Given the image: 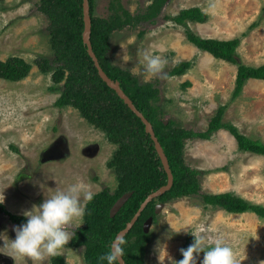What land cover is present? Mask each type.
Segmentation results:
<instances>
[{"label": "rangeland", "instance_id": "1", "mask_svg": "<svg viewBox=\"0 0 264 264\" xmlns=\"http://www.w3.org/2000/svg\"><path fill=\"white\" fill-rule=\"evenodd\" d=\"M38 1L3 0L0 4V60L14 56L31 65L20 80L0 78V203L9 213L21 216L57 189L78 184L95 194L104 188L112 193L116 186L115 175L106 165L116 145L74 107L55 106L60 93L49 89L54 84L53 71L43 73L35 63L41 56H54L49 22L37 10ZM149 3L93 0V15L109 19L117 12L124 18L127 12L136 16ZM190 7H199L207 16L203 24L189 22L192 31L202 37H238L240 61L264 64V0H169L154 22L114 30L108 41V60L134 74L140 83L157 87L151 100L163 111L160 118L166 123L171 120L175 127L204 131L217 108L226 105L223 122L264 143V80H246L241 92L233 96L237 65L196 48L186 40L183 27L167 19ZM145 50L168 61L163 73L144 71ZM183 60L192 62L187 72L168 75ZM63 63L59 60L53 69ZM186 81L190 84L182 86ZM184 159L191 168L204 172L198 176L200 192L230 191L264 205V156L238 150L228 130L215 131L209 140H185ZM86 201L82 195V207ZM18 225L0 211V264H50L51 256L34 260L12 251L9 240L15 239L13 228ZM83 225L79 217L65 226L70 240ZM147 233L143 264H175L181 260L180 249L188 235H203L206 246L223 241L232 248L237 264H264V219L250 211L233 214L206 206L199 195L165 202ZM83 251L84 246L65 245L56 254L67 264H85ZM203 257L204 253L194 254V264H201Z\"/></svg>", "mask_w": 264, "mask_h": 264}, {"label": "trees", "instance_id": "2", "mask_svg": "<svg viewBox=\"0 0 264 264\" xmlns=\"http://www.w3.org/2000/svg\"><path fill=\"white\" fill-rule=\"evenodd\" d=\"M89 1L91 15L90 41L92 50L104 72L114 81H118L122 90L132 100L135 107L151 123L155 136L158 138L173 175V184L160 196L152 199L143 209L138 219L121 239L123 259L127 264H143V256L149 241V233L143 230V223L152 216L156 219L155 205L165 203L183 196L199 195L206 206L220 208L228 213L238 214L253 212L264 219V205L254 204L245 198L230 192L202 193L198 176L204 173L197 168H191L184 159V143L188 139L209 140L219 129L228 130L237 142L240 151L264 156V143L242 134L234 124L223 122L222 116L226 105L217 108L216 113L209 119L204 131H193L183 127H175L171 120L164 124L160 116L161 109L153 104L152 98L158 89L151 83H140L138 78L117 65H112L107 57L109 37L116 29L125 25H137L142 22L152 23L159 16L162 7L169 0H151L146 10L136 16L124 12L121 18L114 12L109 19L93 15V0ZM3 0H0V4ZM83 0H39L37 10L48 19L47 31L53 47L54 56H41L35 63L41 72L53 71L51 78L54 82L51 91L60 93L55 100V106L74 107L90 125L100 130L108 142L116 145L106 165L112 170L116 179L113 192L104 188L95 193L91 201L83 206L84 225L75 230L66 246H84L83 257L85 264H107L99 261L101 255L110 251V245L117 233L126 226L134 216L140 204L153 191L167 182V174L162 167L160 158L155 150L150 135L145 131L141 119L109 87L99 76L98 71L87 52L83 42ZM167 19L182 26L187 41L196 48L210 53L216 59L237 65L233 96L241 92L243 84L249 79L264 80V64L251 66L243 64L237 52L240 38L218 39L202 37L189 27V22L203 23L207 16L199 7L181 9ZM256 24V23H255ZM63 65L53 69L57 62ZM190 60L177 62L168 72L170 76H180L191 67ZM31 65L21 58L8 57L0 60V78L20 80L26 77ZM64 69L69 73L65 75ZM64 80V82H63ZM63 82L62 85H58ZM189 81L182 84L188 85ZM132 194L119 211L111 217L109 214L113 203L123 193ZM0 211L9 215L13 223H24L25 217L6 211L0 203ZM194 241L192 235L186 237L182 248H187ZM181 248V249H182ZM203 253V252H200ZM179 257L183 259L181 252ZM50 264H67L60 254L51 256Z\"/></svg>", "mask_w": 264, "mask_h": 264}, {"label": "clouds", "instance_id": "3", "mask_svg": "<svg viewBox=\"0 0 264 264\" xmlns=\"http://www.w3.org/2000/svg\"><path fill=\"white\" fill-rule=\"evenodd\" d=\"M142 57L144 71L152 75L163 73L168 63L165 58L150 54L147 50L143 52ZM164 75L167 74L164 73ZM82 195L83 199L91 201L94 193L90 190L83 191L80 185L73 184L66 190H55L41 203L34 204L31 209L25 210L23 212L25 222L14 226L15 239L9 240L12 251L34 260L56 255L70 241L65 226L74 218L84 215V208L81 206ZM205 240L203 235H194L193 243L186 249H180L183 259L176 261L175 264H194V254L200 252L204 253L201 264H237L230 246L221 240L206 246ZM99 261H107V264H123L122 241H114L110 245V251L101 255Z\"/></svg>", "mask_w": 264, "mask_h": 264}, {"label": "water", "instance_id": "4", "mask_svg": "<svg viewBox=\"0 0 264 264\" xmlns=\"http://www.w3.org/2000/svg\"><path fill=\"white\" fill-rule=\"evenodd\" d=\"M82 8H83V22H84V29L82 32V38H83V42L86 44L87 47V52L89 54V56L91 57L99 76L101 77V79L112 89H114L118 96L128 105V107L135 113V115H137L141 121L143 122L144 126H145V131L150 135L153 143H154V147L155 150L160 158L161 164L163 169L165 170L166 174H167V182L165 185H162L161 187H159L157 190L151 192L145 199L144 201L140 204V207L138 208V210L136 211V213L134 214V216L131 218V220L129 222L126 223V226L121 229L115 239L113 240H121L127 233L128 231L131 229V227L134 225V223L136 222V220L138 219L139 215L141 214V212L143 211V209L146 207V205L154 198L160 196L163 192L167 191L173 184V175L169 166V162L167 159V156L165 155L163 148L160 144V142L158 141V138L155 136L154 130L152 128V125L150 124V122L144 117V115L135 107V105L133 104L132 100L127 96V94L122 90V88L119 85L118 81H114L112 80L105 72L104 70L101 68L98 59L95 55V53L92 50V45H91V41H90V30H91V18H90V12H89V1L88 0H83L82 3ZM166 123V120L164 121V124ZM132 192H126L123 193L120 197H118V199L113 203V205L110 208L109 214L111 217H113L118 211L119 209L125 204V202L129 199V197L131 196ZM163 203H157L155 205V214H157L161 208L163 207ZM153 222V217L149 216L143 223V230L145 233L148 232L149 227L151 225V223ZM112 242V243H113ZM123 264H127L125 262V260L123 259Z\"/></svg>", "mask_w": 264, "mask_h": 264}]
</instances>
